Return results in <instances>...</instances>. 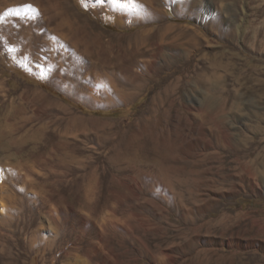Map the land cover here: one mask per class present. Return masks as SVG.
<instances>
[{
  "label": "rangeland",
  "instance_id": "rangeland-1",
  "mask_svg": "<svg viewBox=\"0 0 264 264\" xmlns=\"http://www.w3.org/2000/svg\"><path fill=\"white\" fill-rule=\"evenodd\" d=\"M131 1L0 0V254L264 264V0Z\"/></svg>",
  "mask_w": 264,
  "mask_h": 264
},
{
  "label": "bare ground",
  "instance_id": "bare-ground-1",
  "mask_svg": "<svg viewBox=\"0 0 264 264\" xmlns=\"http://www.w3.org/2000/svg\"><path fill=\"white\" fill-rule=\"evenodd\" d=\"M21 1H22V10H27L28 8H30V5H29L30 1H32L34 4H37L38 5V8H37L38 11H40V8L43 9L42 6H41L40 0H21ZM109 2L111 3L110 5H115L116 8L117 7H120L125 12L131 11V10H133V9H135L137 7L136 6V3L134 1H131V0H109ZM55 3H56L55 6L57 5V7L59 8V10L57 9L58 10L57 11V15L61 14L64 17V19H63L64 22L70 20L67 11H64L63 8L61 7L60 0H55ZM45 10H47V9H45ZM24 19H26V18H24ZM20 37L21 36H19V39H20ZM11 41H13V42L11 43V46L10 47H12V48L18 47L17 46V43L14 41V39H11ZM159 67H160V65L158 64V62L156 60H151L150 63L147 65V70L150 71V72H153V71H155ZM175 71H177V69H173L172 70L173 73ZM133 86H137V84L136 85H133ZM9 190L12 191V189H9ZM19 193L20 192H18V194ZM11 198H13V196ZM15 198H17V197H15ZM22 202H23V200H21V199H14L13 198L12 200H10V203L9 204H7V205L6 204L0 205V224L3 225V226H7L8 228L12 227L11 230L10 229L9 230H10V232L12 234V237H14V239H12L13 242H14V240L17 241V239H18L17 236H20L22 234V232L25 231L23 229L21 223H19V222L16 223L15 222L18 216L24 215V210H23V208H21ZM12 222H15L14 223V226L11 225ZM32 224H34V218H33V216L26 217L25 220H24V225L27 227V226H31ZM56 236L57 237H55V240L56 241H59L60 240V235H56ZM15 242L13 243L14 246H16V243ZM36 243L37 244H42V245L44 244V242H43L42 239L38 240V242H36ZM19 249H17V252H14V251H11V252L8 251L7 252L6 251L3 254H0V264H11L12 262L14 263V260L20 259L22 252ZM43 249L46 250L47 248H43ZM10 250H11V248H10Z\"/></svg>",
  "mask_w": 264,
  "mask_h": 264
},
{
  "label": "trees",
  "instance_id": "trees-1",
  "mask_svg": "<svg viewBox=\"0 0 264 264\" xmlns=\"http://www.w3.org/2000/svg\"><path fill=\"white\" fill-rule=\"evenodd\" d=\"M47 89H50V88H47ZM50 91H52V90H50ZM54 94H56V95H58L59 97H62L60 94H58L57 92H54V91H52ZM63 100H65V101H67V99H65V98H62ZM74 106H76V107H78V108H81V106L79 105V104H74ZM112 114H114V113H112Z\"/></svg>",
  "mask_w": 264,
  "mask_h": 264
},
{
  "label": "snow or ice",
  "instance_id": "snow-or-ice-1",
  "mask_svg": "<svg viewBox=\"0 0 264 264\" xmlns=\"http://www.w3.org/2000/svg\"><path fill=\"white\" fill-rule=\"evenodd\" d=\"M101 3H103V0H100Z\"/></svg>",
  "mask_w": 264,
  "mask_h": 264
}]
</instances>
